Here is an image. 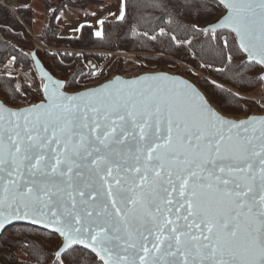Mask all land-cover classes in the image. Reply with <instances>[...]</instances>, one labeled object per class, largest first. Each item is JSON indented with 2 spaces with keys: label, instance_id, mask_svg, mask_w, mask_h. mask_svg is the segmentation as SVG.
Returning a JSON list of instances; mask_svg holds the SVG:
<instances>
[{
  "label": "snow or ice",
  "instance_id": "obj_1",
  "mask_svg": "<svg viewBox=\"0 0 264 264\" xmlns=\"http://www.w3.org/2000/svg\"><path fill=\"white\" fill-rule=\"evenodd\" d=\"M184 7L222 13L203 34L230 30L264 69V0ZM47 81L38 104L0 102V229L47 220L55 264L74 245L89 264H264V118L221 115L167 75L74 94Z\"/></svg>",
  "mask_w": 264,
  "mask_h": 264
},
{
  "label": "trees",
  "instance_id": "obj_2",
  "mask_svg": "<svg viewBox=\"0 0 264 264\" xmlns=\"http://www.w3.org/2000/svg\"><path fill=\"white\" fill-rule=\"evenodd\" d=\"M39 1L50 11L47 21L40 27L39 37L55 50L37 54L55 76L65 79L66 91L93 87L88 85L90 77L103 65L101 77L104 82L109 80L115 64L124 65L121 57L109 60V54L131 53L143 60L146 69L166 72L185 65L202 72L204 77L183 68L179 75L193 80L224 115L251 116L246 105L248 96L260 90L264 69L247 60L229 30H220L211 36L203 34L201 30L223 16L219 11L213 14V9H208L197 17L184 7V0H125L124 19H105L101 24L102 37L96 36L92 25H83L76 36H66L56 22L62 9L85 10L105 1ZM14 10L0 4V66L17 67L38 82L33 51L29 49L31 36L19 18L29 22L32 9L20 7ZM161 29L164 35H161ZM228 57H231L230 61ZM34 95L38 94L25 78L17 84L14 77L0 72V101L12 107H23L29 100H35ZM39 96H43L42 93ZM60 243L57 234L38 227H9L0 237V264H55ZM61 259L63 264H89L96 257L90 251L74 246L68 250V259Z\"/></svg>",
  "mask_w": 264,
  "mask_h": 264
},
{
  "label": "rangeland",
  "instance_id": "obj_3",
  "mask_svg": "<svg viewBox=\"0 0 264 264\" xmlns=\"http://www.w3.org/2000/svg\"><path fill=\"white\" fill-rule=\"evenodd\" d=\"M38 2H35L37 4L36 8L34 9L37 13V20H38V24H39V27H38V31L40 30V27L47 21L48 19V16H49V10L46 6H44L43 3H41L39 0H37ZM53 3H56L58 0H51ZM107 1V0H106ZM20 3V0H12L11 1V6L12 8H17L18 5ZM105 3V2H104ZM98 6V5H96ZM108 5H99V7H106ZM91 6H89L90 8ZM88 8V9H89ZM74 9V8H71V7H66L64 9H62L60 11V15H66L65 16V21L66 22H69V18H68V13L71 12V10ZM75 10V9H74ZM122 10H124V5H122ZM59 15V16H60ZM107 18H118L117 15H108ZM62 30V29H61ZM102 30V27H99V30L98 31H101ZM97 31V32H98ZM68 31H62V34H65V35H68L67 33ZM72 33H70L71 35ZM32 55H33V58L35 60V67H36V75H37V79H38V85L35 89V93L38 94V95H34V98L35 100L34 101H37V102H34V101H31L29 100L28 105H32V104H37L39 103L42 99H43V96H39V94L42 93L43 95V85L45 83H47V77H50V74L53 75L54 77H56L57 79L61 80V82L65 85V79H62V77L60 76H55L52 72V70L49 68V66L47 65V63L43 62V60H41L37 54V52L33 51L32 52ZM115 57H117V59L119 60L120 58L118 57H121L124 61V65L123 66H118L117 64H115V67L112 69V73L109 77V79L115 77V76H118V75H123L125 73H129L131 72L132 70H135V69H140V71L142 73H151V72H159L160 69H155V70H158V71H155L153 69H146L143 67V60L141 58H138L136 57L135 55L133 54H126V53H119L118 55H113V53L109 54V60H111ZM116 59V62H118ZM183 68H188L190 70H192L190 67L188 66H185V65H181L180 68H176V69H168L166 72L168 73H172V74H176V75H179L180 72L182 71ZM101 69H104V65L103 66H100L99 69L94 73V74H97L98 71H100ZM166 70V69H165ZM105 71H107V69L105 68ZM192 72L196 75H199L201 77H204L205 75L200 72V71H196V70H192ZM207 76V75H206ZM209 77V76H208ZM191 80V79H190ZM193 81V80H191ZM103 78H98L96 81H92L91 83H88V85H93V86H96L98 84H101L103 83ZM194 82V81H193ZM195 83V82H194ZM196 84V83H195ZM92 87V86H91ZM260 90L256 91L255 94L251 95V96H248L249 97V102L246 104L250 111H249V114L251 116L253 115H264V109H262L261 107H259L255 101V99H252V97H255L257 95L260 94ZM234 117V116H232ZM234 118H237V117H234ZM242 118H246L245 115L242 116Z\"/></svg>",
  "mask_w": 264,
  "mask_h": 264
},
{
  "label": "crops",
  "instance_id": "obj_4",
  "mask_svg": "<svg viewBox=\"0 0 264 264\" xmlns=\"http://www.w3.org/2000/svg\"><path fill=\"white\" fill-rule=\"evenodd\" d=\"M10 4L12 0H9ZM103 4H92L89 9H72L68 14L69 22L65 21L66 15L57 16L56 22L59 27L62 29L61 31H68V35L66 36H76L79 34L80 29L83 25H92L95 27L96 32L101 27L100 21H104L107 19L108 15H117L118 19L122 10V5H125V0H104ZM38 2L37 0H20V3L17 8L20 7H31L33 11L36 8ZM99 5H108L106 7H99ZM16 9V8H14ZM36 12V11H35ZM60 15V16H59ZM70 33H72L70 35ZM65 35V34H64Z\"/></svg>",
  "mask_w": 264,
  "mask_h": 264
},
{
  "label": "built area",
  "instance_id": "obj_5",
  "mask_svg": "<svg viewBox=\"0 0 264 264\" xmlns=\"http://www.w3.org/2000/svg\"><path fill=\"white\" fill-rule=\"evenodd\" d=\"M0 4L15 12L9 0H0ZM19 18L31 36V45L29 47L31 51L44 52V51H54L55 50L54 48H52L51 46H49L48 44H46L44 41L40 39L39 31L37 30L39 27V24L37 20V13L35 11L32 10L31 20L29 22H25L21 17ZM127 54H131V53H127ZM0 72L5 73L8 76L14 77L17 81V84H20L21 80L25 78L28 81L30 88L33 89L34 91L37 85L39 84L38 82H35L26 72L12 65L0 66ZM101 73H102V69L98 71L97 74H94L92 77H90L89 83H91L92 81H96L98 78H100L102 75ZM142 74H145V73H142L140 69H135L129 73L123 74V76L128 77V78H133V77H138ZM260 91H261L260 94L255 97H252V99H255L257 105L261 107L262 109H264V78L262 81ZM21 92H23V90H21Z\"/></svg>",
  "mask_w": 264,
  "mask_h": 264
},
{
  "label": "water",
  "instance_id": "obj_6",
  "mask_svg": "<svg viewBox=\"0 0 264 264\" xmlns=\"http://www.w3.org/2000/svg\"><path fill=\"white\" fill-rule=\"evenodd\" d=\"M222 18H223V16H221L218 20H216L215 22H213V23H211V24H209L207 27H205V29H207L210 25H212V24H216V25H218L219 24V22H220V20H222ZM220 30H228V29H225V28H220V27H217V30H216V32H218V31H220ZM230 31V30H229ZM238 42V41H237ZM239 44V43H238ZM247 60H248V58H247ZM152 75H167V76H169V77H172V78H176V79H181V80H184V81H187L188 83H190V84H192L200 93H201V95H203L206 99H208L207 98V96L205 95V93L198 87V85L197 84H195L193 81H191L190 79H188V78H186V77H183V76H181V75H176V74H172V73H168V72H163V71H159V72H151V73H145V74H142V75H140V76H138V77H145V76H152ZM50 77L52 78V80H54V81H60L61 82V80H59V79H57L56 77H54L53 75H51L50 74ZM138 77H133V78H128V77H125V76H123V75H118V76H115V77H113V78H111V79H109V80H107V81H105V82H103V83H101V84H99V85H97V86H94V87H90V88H86V89H83V90H81V91H77V92H68V91H66L65 89H64V87L62 88V89H60L61 91H63V92H66V93H68V94H74V93H82V92H84V91H86V90H88V89H97V88H99V87H101L102 85H105V84H107V83H109V82H111V81H114L116 78H121V79H123V80H132V79H136V78H138ZM261 78L263 79L264 78V72H263V74L261 75ZM64 85V84H63ZM65 86V85H64ZM0 102H3V101H0ZM40 103V102H39ZM211 103V102H210ZM6 104V103H5ZM38 104V103H37ZM7 105V104H6ZM211 105H212V107L214 108V109H216L217 111H219L212 103H211ZM30 105H28V106H23V107H12V106H9V105H7V107H9V108H11V109H23V108H27V107H29ZM220 112V111H219ZM221 113V112H220ZM221 115H224L223 113H221ZM250 117H255V118H257V119H259V118H264V115H253V116H250ZM247 118H249V117H246V118H238V119H240V120H244V119H247ZM47 224V220H43L42 222L40 221V218H37V221L36 222H34L32 219H14V220H12V221H10V222H7L6 224H5V226H4V228H2V229H0V237L3 235V233L9 228V227H12V226H15V225H29V226H33V227H38V228H40V229H43V230H46V231H49V232H51V233H54V234H57L58 236H59V234L58 233H56L55 231H54V229H52L51 227H46L45 225ZM62 239V238H61ZM74 246H78V247H82L83 248V246L82 245H74ZM73 246V247H74ZM87 250V249H86ZM88 251H90V250H88ZM58 252V251H57ZM57 254V253H56Z\"/></svg>",
  "mask_w": 264,
  "mask_h": 264
}]
</instances>
